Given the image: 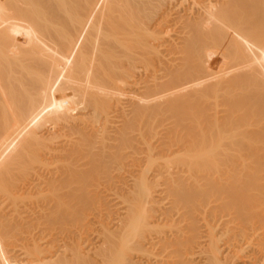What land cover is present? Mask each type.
<instances>
[{
	"label": "bare ground",
	"instance_id": "6f19581e",
	"mask_svg": "<svg viewBox=\"0 0 264 264\" xmlns=\"http://www.w3.org/2000/svg\"><path fill=\"white\" fill-rule=\"evenodd\" d=\"M0 264H264V0H0Z\"/></svg>",
	"mask_w": 264,
	"mask_h": 264
},
{
	"label": "rangeland",
	"instance_id": "374dc122",
	"mask_svg": "<svg viewBox=\"0 0 264 264\" xmlns=\"http://www.w3.org/2000/svg\"><path fill=\"white\" fill-rule=\"evenodd\" d=\"M239 92H241V89H240L239 87H236V94L239 93ZM210 105H211V106H215L214 104H210ZM217 105H221L222 108H223V106L227 107L226 104H217ZM161 178H163V179H161ZM158 179H159V181H158V185L154 187V189H155L156 191L158 190V191H157V192H158V196H157L156 198L158 199V198L160 197V198L158 199V200H159L158 202H160V204H159L158 202L156 203V204H157V207L159 208L160 206H162L161 203H162V199L164 198V199H165V202H164V199H163V203H162V204H163V207H161L162 209L164 208V210H165V209H167V208H165V207H168V206H170V207H168V209H169V208H172V207L175 208V207H176V204H175V203H177L178 201L174 200L175 197H174V194H172L171 191H176V190H178L177 188H176V190L174 189V187H177L178 185H176V186H174V187L168 185V186H170L171 188H173V190H172L170 187H168V186L164 183V181H165V177H164V176L158 177ZM161 180H162V181H161ZM160 183H161V184H160ZM163 183H164V187H163ZM167 187H168L169 189H171V190H168ZM179 187H180V186H179ZM179 187H178V188H179ZM163 188H165L166 190L163 189ZM161 190H162L163 192H161ZM159 191H160V192H159ZM166 191H167V192L170 191V192H171V193L169 192L170 195L167 196L166 194H168V193H167ZM159 193H160L161 195H160ZM165 193H166V194H165ZM173 193H174V192H173ZM171 194H172V195H171ZM162 195H163V196H162ZM165 196H166L168 199H167ZM170 197H172V198H170ZM157 199H156V201H157ZM169 199H170V200H169ZM166 200H168L169 202L166 201ZM171 200H172V202L174 201V203H173L172 206L168 204V203L171 202ZM172 202H171V203H172ZM164 203H165V204H164ZM166 203H167V206H164V205H166ZM171 203H170V204H171ZM174 206H175V207H174ZM158 208H157V209H158ZM161 208H159L158 210L160 211ZM164 210H163V211H164ZM160 212H161V211H160Z\"/></svg>",
	"mask_w": 264,
	"mask_h": 264
}]
</instances>
